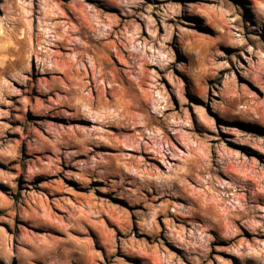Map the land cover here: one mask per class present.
<instances>
[{
  "label": "rangeland",
  "instance_id": "1",
  "mask_svg": "<svg viewBox=\"0 0 264 264\" xmlns=\"http://www.w3.org/2000/svg\"><path fill=\"white\" fill-rule=\"evenodd\" d=\"M13 16L0 264H264V0H0V34Z\"/></svg>",
  "mask_w": 264,
  "mask_h": 264
},
{
  "label": "bare ground",
  "instance_id": "2",
  "mask_svg": "<svg viewBox=\"0 0 264 264\" xmlns=\"http://www.w3.org/2000/svg\"><path fill=\"white\" fill-rule=\"evenodd\" d=\"M11 8H12V13L14 14L15 13V11L18 9L15 5H13V4H11ZM78 8V7H77ZM80 8V7H79ZM82 8V7H81ZM80 8V9H81ZM82 10V9H81ZM80 11V10H79ZM17 12V11H16ZM83 12V11H82ZM85 12V11H84ZM97 17H99L100 15L97 13V15H96ZM81 19H86V15L85 14H82L81 15ZM106 19L107 20H109V21H111L112 20V17L111 16H109V15H107V17H106ZM9 21H11L10 23H12V26H11V28L10 29H8V27H7V32H6V34L4 33V34H0V37H1V35L2 36H4V38L3 39H6L7 37L8 38H11L10 40L12 41L11 42V44H9L10 42H8L7 43V45H3V42L5 41H1V45H2V48H1V50L0 51H3V50H6V53H9V52H12L14 55H15V58L13 59V60H10V59H4V62H6L7 60H8V63L9 62H11V63H13V62H15L16 60H18V59H16L17 57H16V55H17V53L16 52H20V50L21 49H23V47L24 46H26V44H27V35H23L22 37H21V35H20V37H17V32H18V19H17V17H15L14 18V16H13V18L11 19V20H9ZM6 27V26H5ZM6 29V28H5ZM20 32V31H19ZM26 32V28L24 29V31H23V33H25ZM16 53V54H15ZM24 53V52H23ZM23 55V54H22ZM20 56V55H19ZM7 57V56H6ZM5 57V58H6ZM11 57V56H10ZM20 59V58H19ZM6 64V63H5ZM5 64H2V67H0V68H4L5 67ZM15 64V63H14ZM123 112H124V108H123V110H122ZM201 116H202V114H201ZM205 119V118H204ZM206 120V119H205ZM208 122V121H207ZM198 144H200V143H198ZM135 164H137L136 162H134ZM116 212V207H113V209H111V213L113 214V213H115ZM51 215H49V216H47L48 217V219L47 220H51V217H50ZM46 217V218H47ZM84 242V241H83ZM86 242V241H85ZM84 242V243H85ZM81 244V243H80ZM89 244V243H88ZM82 246V245H81ZM86 248V247H85ZM86 249H89L88 247L86 248ZM89 254H90V256H93V254H92V252H91V250H89ZM89 256V257H90ZM94 257V256H93ZM91 259V258H90Z\"/></svg>",
  "mask_w": 264,
  "mask_h": 264
}]
</instances>
